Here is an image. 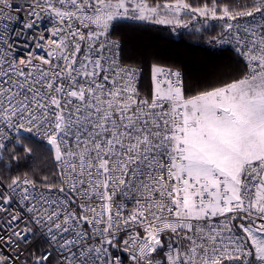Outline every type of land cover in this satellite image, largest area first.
<instances>
[{
  "label": "snow or ice",
  "instance_id": "6c2138e0",
  "mask_svg": "<svg viewBox=\"0 0 264 264\" xmlns=\"http://www.w3.org/2000/svg\"><path fill=\"white\" fill-rule=\"evenodd\" d=\"M125 20L236 68L195 87ZM0 264H264V0H0Z\"/></svg>",
  "mask_w": 264,
  "mask_h": 264
},
{
  "label": "trees",
  "instance_id": "16d2710c",
  "mask_svg": "<svg viewBox=\"0 0 264 264\" xmlns=\"http://www.w3.org/2000/svg\"><path fill=\"white\" fill-rule=\"evenodd\" d=\"M112 37L121 42L130 56L147 53L149 65L158 62L163 66L183 67L195 87L206 86L214 72H231L236 68L231 50L214 48L208 42L207 33L196 34L183 29L174 33L164 26L125 20L115 25ZM144 82L142 79V84ZM37 155L43 158L40 152Z\"/></svg>",
  "mask_w": 264,
  "mask_h": 264
},
{
  "label": "built area",
  "instance_id": "2783aa9c",
  "mask_svg": "<svg viewBox=\"0 0 264 264\" xmlns=\"http://www.w3.org/2000/svg\"><path fill=\"white\" fill-rule=\"evenodd\" d=\"M43 26H47V24H46V22H45V24L43 25ZM112 39H114V40H117V39H115V38H113L112 37ZM120 44H121V42L119 41V40H117ZM122 45V44H121ZM212 46L214 47V48H216V49H224V48H229V46H221V45H217V44H212ZM230 49V48H229Z\"/></svg>",
  "mask_w": 264,
  "mask_h": 264
}]
</instances>
